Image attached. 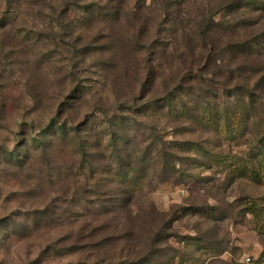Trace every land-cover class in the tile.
Returning <instances> with one entry per match:
<instances>
[{"label":"rangeland","instance_id":"374dc122","mask_svg":"<svg viewBox=\"0 0 264 264\" xmlns=\"http://www.w3.org/2000/svg\"><path fill=\"white\" fill-rule=\"evenodd\" d=\"M205 46L217 58L201 72ZM262 74L264 0H0V264L101 263L66 255L61 240L73 215L87 229L100 208L95 181L135 192L117 208L130 206L145 252L173 218V236L158 246L176 257L170 264H243L244 253L263 264ZM257 84L249 97L244 86ZM121 103L139 113L119 112ZM119 113L118 136L134 142L129 152L147 171L137 181L109 142ZM57 121L103 141L93 150L102 171L80 166L73 132L43 147ZM165 146L176 171L165 169ZM48 205L64 207V222L38 215ZM33 219L38 232L23 226Z\"/></svg>","mask_w":264,"mask_h":264},{"label":"trees","instance_id":"16d2710c","mask_svg":"<svg viewBox=\"0 0 264 264\" xmlns=\"http://www.w3.org/2000/svg\"><path fill=\"white\" fill-rule=\"evenodd\" d=\"M203 34H206V31H203ZM241 46V45H240ZM210 49H208L205 46V53L202 52V57L200 60V63L197 65L198 69L202 72L209 67H212L213 64L216 62V55L213 46H208ZM233 47V46H232ZM243 47V45L241 46ZM235 48V47H233ZM238 49V47H236ZM259 82H264V74H262L259 78ZM258 84L254 87L244 86V89L248 91L249 97H255ZM152 103L151 105H153ZM133 107V108H132ZM118 110H121L119 112H132L133 113H139L137 111V108L134 106H128L126 104L121 103L118 107ZM124 115L123 113H119V118L116 117L113 119L110 123V126L114 128L113 134L111 139H109V142H111V145L113 146V153L116 157H118L120 160L128 157V165L129 172L126 174L127 176L130 174H133V179H136L139 176H146L147 171L144 170L143 164L144 162L140 159L141 157L138 156V154H134L133 152H129V147L131 144H133V141L124 140L118 136V128L115 129L118 125L122 126L125 124L122 118ZM126 120L127 117H124ZM118 120V121H117ZM60 121H57L56 126L58 128L56 129V135L52 139L50 145L43 146H55L59 145L61 143L62 138H68V135L71 134V132L74 133V135L71 136L73 138L70 143L74 142V147H78L80 158L82 159L81 165H84L85 163H88L89 166H92L91 169L96 171H102L103 168L98 167L100 164V161L102 160L97 156V153L94 154L93 150L95 148H99V146H103V141H100L98 144H94L91 142H88L87 140L81 139V133L79 130V126L71 127L69 128L67 123L59 124ZM115 130H117V134L115 133ZM129 133V132H126ZM30 144V141H29ZM169 149V151L163 149H159V153L162 155V159L165 161V169L166 170H172L176 171L177 167V159L174 155V150L165 146ZM164 148V147H163ZM89 152V155L88 153ZM82 153V156H81ZM89 156V157H87ZM91 156V157H90ZM148 153H144L145 161L148 158ZM174 157V158H173ZM137 164V166H135ZM139 165L141 167H139ZM81 168V167H80ZM146 168V167H145ZM139 172V174H138ZM114 179L112 181L118 182L119 176L123 175L121 173L114 172ZM125 175V176H126ZM95 171H92V175L89 179V185L92 184L93 181H95ZM105 179V178H104ZM109 180V178H108ZM73 181V180H71ZM134 181V184L136 183ZM77 182H74L73 185H75ZM98 182L95 181L93 185H95L94 194L95 197V203L100 205V208H95L92 210V212L87 213L88 214V220L90 222L88 223L87 229H82L83 227L80 226L79 228L78 223L80 220L77 219V216L80 217V215H73L74 216V223L77 224L75 226H69L70 234H67L66 237H63L62 244L63 248L65 250L66 255H82L86 254L89 257L98 258L100 255L104 256L101 263L102 264H170L172 257L168 259L169 254L162 255L161 252L165 251L162 250L159 246L160 243L168 244L169 238L173 236V234L169 231L171 228V222L173 221V218H169L168 221V227L167 229H162L161 233L156 234V238L152 241L149 250L144 251V247L140 242H133L134 236L136 235L138 229L136 228V225L131 220V208L130 206H127L126 212H120L119 208L117 206H120L122 203H125L126 205H129L132 203L133 195H135L134 191L129 190V188H125L121 190L120 192L114 191V190H100V185L98 186ZM134 184H131L132 187H134ZM72 186L71 183L68 185ZM83 195V194H82ZM86 195V194H84ZM63 206H52L48 205L47 207H44L43 209L38 210V215L42 216V219L49 222H54V218L56 216H59L58 220L55 224H60L59 222H64L63 217ZM130 208V209H129ZM59 210H63L62 213H60ZM70 210V209H68ZM133 214V213H132ZM163 215H169V214H163ZM34 220V219H33ZM28 221H25L24 223H27ZM27 228H33L34 232L40 231V224L36 223L34 220L32 224L30 225H23ZM29 226V227H28ZM76 232H74V230ZM81 229V232H80ZM29 234V233H28ZM134 234V235H133ZM166 235V236H165ZM132 236V237H131ZM207 236V235H205ZM218 234L215 235V237L218 238ZM120 240L127 242V245L132 242V246L130 247H120ZM206 240V237L204 238ZM126 245V246H127ZM57 245H55L56 247ZM53 248L55 250L53 244L50 245L49 249ZM98 256V257H97ZM100 262L94 261L92 264H101ZM90 264V263H88Z\"/></svg>","mask_w":264,"mask_h":264},{"label":"built area","instance_id":"2783aa9c","mask_svg":"<svg viewBox=\"0 0 264 264\" xmlns=\"http://www.w3.org/2000/svg\"><path fill=\"white\" fill-rule=\"evenodd\" d=\"M183 193L185 192L184 189L181 190ZM260 258L255 257L254 255L250 254V253H244V255L242 256V263L243 264H260ZM264 264V263H263Z\"/></svg>","mask_w":264,"mask_h":264}]
</instances>
